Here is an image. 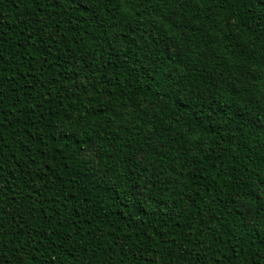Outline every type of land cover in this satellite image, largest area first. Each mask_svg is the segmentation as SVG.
I'll return each instance as SVG.
<instances>
[{
	"label": "trees",
	"instance_id": "1",
	"mask_svg": "<svg viewBox=\"0 0 264 264\" xmlns=\"http://www.w3.org/2000/svg\"><path fill=\"white\" fill-rule=\"evenodd\" d=\"M262 53L264 0H0V264H264Z\"/></svg>",
	"mask_w": 264,
	"mask_h": 264
},
{
	"label": "snow or ice",
	"instance_id": "2",
	"mask_svg": "<svg viewBox=\"0 0 264 264\" xmlns=\"http://www.w3.org/2000/svg\"><path fill=\"white\" fill-rule=\"evenodd\" d=\"M62 4H68L69 0H60ZM197 2H200V0H197ZM264 55V53H262ZM197 140H200V137L196 138ZM208 147H211V145H207ZM261 159H264V157H261ZM261 183H264V177H261ZM261 200L259 203L256 202L255 198L250 197L249 201L246 203V206L242 210V214L246 215L250 222H256V217L258 215L264 216V190H261L260 192Z\"/></svg>",
	"mask_w": 264,
	"mask_h": 264
},
{
	"label": "rangeland",
	"instance_id": "3",
	"mask_svg": "<svg viewBox=\"0 0 264 264\" xmlns=\"http://www.w3.org/2000/svg\"><path fill=\"white\" fill-rule=\"evenodd\" d=\"M84 156H86L89 161H93L96 167H98L99 160L97 158V152L94 149H90L89 151L84 153Z\"/></svg>",
	"mask_w": 264,
	"mask_h": 264
}]
</instances>
